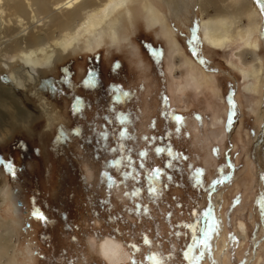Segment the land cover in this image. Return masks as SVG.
I'll list each match as a JSON object with an SVG mask.
<instances>
[{
    "label": "rangeland",
    "instance_id": "rangeland-1",
    "mask_svg": "<svg viewBox=\"0 0 264 264\" xmlns=\"http://www.w3.org/2000/svg\"><path fill=\"white\" fill-rule=\"evenodd\" d=\"M152 1L168 15L183 53L173 52L161 26H147L135 1L122 17L119 41L107 35L93 50L71 49L43 69L38 83L15 89L32 117L0 129V163L13 165L0 164V186L4 227L13 231L10 255L17 254L18 264H264V217L257 203L264 193V86L256 98L244 89L236 55L241 39L220 50L200 39L197 2L188 5L183 24L162 0ZM242 19L245 29L253 25L246 15ZM259 41L256 49L242 51L244 62L258 58L264 66V35ZM187 57L198 87L190 81ZM10 72L23 73V63H3L0 82ZM90 73L91 87L83 83ZM116 85L128 93L121 103L113 99ZM77 97L80 110L73 111ZM254 98L260 105L252 110ZM121 112L127 115L123 125L117 122ZM121 128L126 137L112 135ZM102 131L110 133L106 140ZM157 147L166 150L157 153ZM121 156L131 157L138 181L121 176L129 170L126 161L109 165ZM169 160L175 166L167 167ZM152 168L164 170L155 195L147 190ZM220 177L224 182L211 186ZM137 187L140 194L131 195ZM34 207L47 219L33 216ZM209 222L214 228L203 258L186 259L193 235L199 238ZM103 239L116 241L123 256L104 255Z\"/></svg>",
    "mask_w": 264,
    "mask_h": 264
},
{
    "label": "bare ground",
    "instance_id": "bare-ground-1",
    "mask_svg": "<svg viewBox=\"0 0 264 264\" xmlns=\"http://www.w3.org/2000/svg\"><path fill=\"white\" fill-rule=\"evenodd\" d=\"M135 1L140 3L147 26H161L174 47L173 52L183 53L168 15L152 0H0V62L2 66L4 63L11 67L14 61L20 60L24 71L10 72L8 79L0 82V129L11 127L13 120L24 121L32 117V112H28L23 104V95H17L15 89L22 90L30 83H38L43 69L53 67L54 63L62 60L64 53L71 49L93 50L103 44L107 35L114 42L119 41L122 17ZM162 1L169 7L172 17L183 24L189 18L188 5L193 1L197 2L200 39L212 49L226 48L235 40L241 39L243 43L240 47L242 51L247 52L256 49L261 36L264 35L262 24L256 20L259 10L255 0ZM245 15L249 22L253 21L249 29L243 27L242 17ZM58 25L62 26L58 33L50 31ZM242 51L236 53L242 60L238 68L247 81L245 91L255 97L264 86V66L258 58L252 63L244 62ZM188 60L192 69L190 81L198 87L201 84L199 76L193 68V61L189 58ZM255 100L251 103L252 110L260 105V101ZM219 121L217 119L214 124H220ZM262 134L260 141L264 139V126ZM2 176L1 173L0 179ZM5 202L4 188L0 186V264H18L17 254L10 255L12 247L9 237L13 231L5 229L1 214ZM219 227L220 231L224 228L222 219L219 221ZM118 246L120 245L112 239H103L101 242L102 253L115 260L124 254L120 253ZM5 256L9 258H6L7 262H4Z\"/></svg>",
    "mask_w": 264,
    "mask_h": 264
},
{
    "label": "snow or ice",
    "instance_id": "snow-or-ice-1",
    "mask_svg": "<svg viewBox=\"0 0 264 264\" xmlns=\"http://www.w3.org/2000/svg\"><path fill=\"white\" fill-rule=\"evenodd\" d=\"M255 2L257 3L258 6H260L261 11L264 12V0H255ZM195 39V37L193 38ZM195 54V53H194ZM83 83L85 84V86H94V79L91 76V73L89 74V76L83 81ZM114 92V96L113 99L115 100L116 103H121L123 102L124 99L127 98L128 93L125 92L119 85H116L113 89ZM232 104V102L230 101V105ZM80 106H81V101L80 98L77 97L75 98V103L73 104V111H79L80 110ZM172 119L176 120L177 122L182 120V117L173 114L171 116ZM127 121V115L123 112H121L118 116H117V122L121 125L125 124ZM228 123L231 124L232 120L231 117L228 120ZM110 133L108 131H102L99 133V136L101 138V140H106L109 137ZM112 135H118L119 137H126L128 135L126 129L121 128V130L118 133H112ZM148 139H152V138H148ZM158 139V138H157ZM123 147V145H122ZM166 149L163 147H157L155 149V151L157 153H161L164 152ZM108 151H112V152H116L118 151L117 148L115 147H110L108 149ZM169 151V156H172V152L171 150ZM140 155H145V153L141 152ZM181 154L177 153L176 154V159L178 160L180 158ZM126 161V167L129 169L128 171H124L121 173V176L124 178L127 177H132L135 180H139L140 176L138 173L133 172L132 166H133V161L131 159L130 156H121V157H117L115 159L109 160L108 163L111 167H119L121 165V163ZM0 164H4L5 167L9 170H11L13 168L12 162L11 161H4L3 163ZM175 166L171 160L168 161L167 163V167H173ZM140 167H143V165L141 164ZM164 175V170L162 168H152L148 174H147V190L149 192V194L155 195V193L157 192V187L156 184L159 183L161 177ZM105 177L106 180L109 184L112 183V178L110 176H108L107 173H105ZM167 179H171V177H167ZM195 181L197 184H199L201 182V177H200V170H197V174L194 177ZM224 182V178L220 177L216 180H214L212 182L211 186H214L216 184H220ZM210 186V187H211ZM141 188H135L133 190L132 193H130L133 196H137L140 194L141 192ZM257 203L259 205L260 208V215L261 217H264V193H262L257 200ZM33 216H35L37 219L39 220H46L47 218L45 217V215L36 207L33 208ZM204 215H208L207 213H204ZM69 227H71V225H69ZM214 228V222H209V224L207 225V227L205 228L204 232L202 233V235L197 238L195 235H193V242L191 244L188 245V249L187 251H185L184 255L186 259H191V260H195V261H199L200 259L203 258L204 256V250L208 248V240L210 239V234L213 231ZM200 248L201 250L199 251L198 255H193V251L194 249ZM148 260H154L155 257L153 255H150L149 257H147Z\"/></svg>",
    "mask_w": 264,
    "mask_h": 264
}]
</instances>
